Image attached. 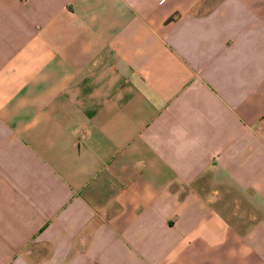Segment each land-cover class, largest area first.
I'll return each instance as SVG.
<instances>
[{
  "label": "crops",
  "instance_id": "1",
  "mask_svg": "<svg viewBox=\"0 0 264 264\" xmlns=\"http://www.w3.org/2000/svg\"><path fill=\"white\" fill-rule=\"evenodd\" d=\"M0 264H264V0H0Z\"/></svg>",
  "mask_w": 264,
  "mask_h": 264
}]
</instances>
